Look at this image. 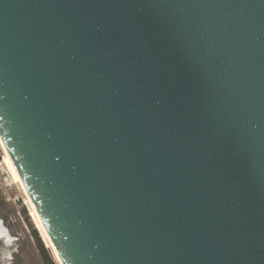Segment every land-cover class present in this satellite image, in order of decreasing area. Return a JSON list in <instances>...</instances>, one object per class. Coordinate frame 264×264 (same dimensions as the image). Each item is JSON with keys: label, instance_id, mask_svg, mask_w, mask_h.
<instances>
[{"label": "water", "instance_id": "water-1", "mask_svg": "<svg viewBox=\"0 0 264 264\" xmlns=\"http://www.w3.org/2000/svg\"><path fill=\"white\" fill-rule=\"evenodd\" d=\"M0 137L63 264H264V0H0Z\"/></svg>", "mask_w": 264, "mask_h": 264}, {"label": "rangeland", "instance_id": "rangeland-1", "mask_svg": "<svg viewBox=\"0 0 264 264\" xmlns=\"http://www.w3.org/2000/svg\"><path fill=\"white\" fill-rule=\"evenodd\" d=\"M3 154V147L0 144V162ZM2 168L4 169L3 165ZM9 180V177L8 180L3 183H1L0 180V217L6 220L5 225L10 228V235H12L13 238H21L23 249L20 252L25 256L27 255L26 253H35L36 248L41 247L45 252L44 255L47 261H51L52 264H60L53 249L46 244L42 237L25 200L24 203L19 202L20 198L24 199L23 190L19 185L14 183L11 184ZM6 214H8V216ZM18 244L19 242L17 240L13 243V246H10V253Z\"/></svg>", "mask_w": 264, "mask_h": 264}, {"label": "bare ground", "instance_id": "bare-ground-1", "mask_svg": "<svg viewBox=\"0 0 264 264\" xmlns=\"http://www.w3.org/2000/svg\"><path fill=\"white\" fill-rule=\"evenodd\" d=\"M0 144L2 145L3 151H4L1 163H2L5 171L7 172L8 176L10 178V181L12 183H14V184L19 185V187L23 190L25 203L29 207L30 214H31L36 226L40 230L41 235L44 238L46 244L53 249V252L56 255V257H57L58 261L60 262V264H63L61 259H60V257H59V254L57 253L55 247L52 244V241H51V239H50V237H49V235H48V233H47V231H46V229H45V227H44V225H43V223L41 221V218H40L39 214L37 213L32 201H31V199H30V197H29V195L27 193L26 187H25V185H24V183H23V181H22V179H21V177H20V175H19V173H18V171H17V169H16V167H15V165H14V163H13L11 157H10V155H9V153L7 152V149H6L5 145H4V142L1 139V137H0ZM6 231H7V229L0 222V237L2 235L8 236ZM6 240H7V237H6ZM11 240H12V238L10 236V243H11Z\"/></svg>", "mask_w": 264, "mask_h": 264}, {"label": "flooded vegetation", "instance_id": "flooded-vegetation-1", "mask_svg": "<svg viewBox=\"0 0 264 264\" xmlns=\"http://www.w3.org/2000/svg\"><path fill=\"white\" fill-rule=\"evenodd\" d=\"M6 215L8 216V214ZM0 222L7 229L6 232L8 234V236L2 235L3 237H0V264H52L51 261L46 260L44 255L45 252L41 247H37L35 253H26L27 255L24 256L23 253L20 252L23 249L21 238H13V236L10 235V228L5 225L6 220L4 218L0 217ZM10 236L12 238L11 243ZM17 240L19 242L18 246L10 253V246H13V243Z\"/></svg>", "mask_w": 264, "mask_h": 264}, {"label": "built area", "instance_id": "built-area-1", "mask_svg": "<svg viewBox=\"0 0 264 264\" xmlns=\"http://www.w3.org/2000/svg\"><path fill=\"white\" fill-rule=\"evenodd\" d=\"M8 177L9 176H8L7 172L5 171V169L2 168V164L0 162V180H1V183H3L4 181H7ZM11 184H12V182H11Z\"/></svg>", "mask_w": 264, "mask_h": 264}]
</instances>
